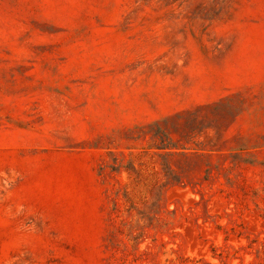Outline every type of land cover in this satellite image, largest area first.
Listing matches in <instances>:
<instances>
[{
  "label": "rangeland",
  "instance_id": "rangeland-1",
  "mask_svg": "<svg viewBox=\"0 0 264 264\" xmlns=\"http://www.w3.org/2000/svg\"><path fill=\"white\" fill-rule=\"evenodd\" d=\"M0 264H264V0H0Z\"/></svg>",
  "mask_w": 264,
  "mask_h": 264
}]
</instances>
